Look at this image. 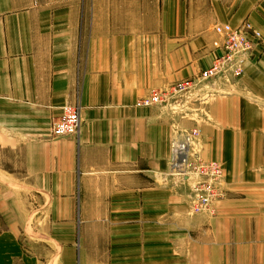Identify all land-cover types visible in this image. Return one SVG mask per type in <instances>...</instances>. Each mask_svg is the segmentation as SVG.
<instances>
[{"label":"crops","instance_id":"obj_1","mask_svg":"<svg viewBox=\"0 0 264 264\" xmlns=\"http://www.w3.org/2000/svg\"><path fill=\"white\" fill-rule=\"evenodd\" d=\"M246 19L263 39L241 77L136 105ZM77 101L78 137H51ZM195 127L224 171L215 214L171 173ZM0 264H264V0H0Z\"/></svg>","mask_w":264,"mask_h":264},{"label":"built area","instance_id":"obj_2","mask_svg":"<svg viewBox=\"0 0 264 264\" xmlns=\"http://www.w3.org/2000/svg\"><path fill=\"white\" fill-rule=\"evenodd\" d=\"M214 29L222 37V41H215L214 45L221 48L223 53L217 56L210 67L202 71L200 79L207 80L222 72L235 77L241 76L248 60L255 56L256 48L262 43L261 31L249 21L237 27L230 23H217ZM190 85V82H183L176 90L153 92L149 97L141 99L138 104L161 105ZM80 116L79 102L63 105L61 114L51 121V135L54 137L78 135L81 129ZM192 138L193 134L188 133L171 143V173L182 177L185 182L195 178L190 186L193 206L196 211H203L209 209L214 200L223 198L219 184L223 172L218 163L205 161L193 155Z\"/></svg>","mask_w":264,"mask_h":264},{"label":"rangeland","instance_id":"obj_3","mask_svg":"<svg viewBox=\"0 0 264 264\" xmlns=\"http://www.w3.org/2000/svg\"><path fill=\"white\" fill-rule=\"evenodd\" d=\"M245 21H249V22H251L250 20H248V19H246ZM244 21V22H245ZM243 22V23H244ZM226 23V22H225ZM242 23V24H243ZM252 23V22H251ZM241 24V25H242ZM253 24V23H252ZM216 25V24H215ZM241 25H239V26H241ZM234 27H237V26H234ZM215 30V29H214ZM216 32V31H215ZM262 33V32H261ZM219 35V34H218ZM220 36V35H219ZM221 37V36H220ZM262 37H263V34H262ZM222 38V37H221ZM221 38L219 39V40H215V41H222L221 40ZM214 41V42H215ZM214 42H213V45H214ZM262 44V43H261ZM214 47L215 48H217L215 45H214ZM260 46H258L257 48H256V50L255 51H257V49L259 48ZM217 49H220L221 50V53H223V51H222V49L221 48H217ZM220 53V54H221ZM256 54V53H255ZM219 55V54H218ZM217 55V56H218ZM217 56L215 57V59L212 61V63L208 66V67H210L214 62H215V60H216V58H217ZM251 59V58H250ZM249 61V60H248ZM247 65V64H246ZM208 67H206V68H208ZM206 68H204V69H206ZM204 69H202V71L204 70ZM245 70H246V68H245ZM245 70H244V72H245ZM202 71L200 72V74L198 75V76H196L195 78H190V79H185V80H181V81H178L174 86H172L171 88H169V89H153V90H151L150 91V93L147 95V96H145V97H143V98H146V97H149V95L151 94V93H153V92H167V91H170V90H176L177 89V86L179 85V84H181V83H185V82H190L191 83V85L186 89V90H184V91H180L179 93H182V92H186V91H188V90H190L192 87H194L195 85H197V84H199V83H202V82H205V81H208V80H210V79H214V78H217V77H220V76H223V75H225V76H227V77H229V78H233V79H235V78H239V77H241V76H238V77H235V76H233L232 74H230V73H220V74H218L217 76H215V77H213V78H210V79H207V80H201L200 79V77H201V73H202ZM177 95V94H176ZM175 95V96H176ZM175 96L174 97H172L170 100H168V101H166L165 103H163V104H161V105H164V104H167V103H169L170 101H172L174 98H175ZM143 98H140L137 102H136V105H140V106H145V105H141V104H138V102L141 100V99H143ZM79 101H77V102H75V103H78ZM66 104H68V103H66ZM79 104L81 105V103L79 102ZM65 105V104H64ZM63 106V105H62ZM62 106H61V109H62ZM153 106H160V105H153ZM81 109H82V105H81ZM81 117V116H80ZM55 118V117H54ZM54 118H52V119H54ZM52 121V120H51ZM195 132H194V131ZM50 131H51V124H50ZM80 133V132H79ZM188 133H190V134H193V138H192V145H193V142H194V140H195V138L198 136V134H199V130L195 127V128H191V129H189V130H186V131H184L183 132V135L184 134H188ZM79 135V134H78ZM78 135H75V137H78ZM182 135V136H183ZM50 136L51 137H54V136H52L51 135V132H50ZM70 136V135H69ZM61 137H64V136H61ZM174 140H176V139H174ZM173 140V141H174ZM172 141V142H173ZM193 155L194 156H199V155H197V154H194L193 153ZM200 157V156H199ZM171 158V157H170ZM202 158V157H201ZM203 159V158H202ZM205 160V159H204ZM205 161H213V160H205ZM213 162H216V163H218V165H220V168L222 169V172H224L223 171V167H222V165L219 163V162H217V161H213ZM222 178H223V173H222V176H221V178H220V180H219V184H220V188H221V190H222V192H223V198H221V199H218V200H214V202L212 203V205H210V208L209 209H206V210H203V211H196L195 210V208H194V201H192V209H193V212L194 213H204V212H206V213H209V214H215L216 213V211H217V203L218 202H220V201H223L224 199H226V197H227V193H226V191L221 187V180H222ZM195 179V178H194ZM190 186H191V184H190ZM191 198H193L192 197V194H191V187H190V195H189ZM193 200V199H192ZM31 223V221H29L28 220V223ZM33 222H37V221H33Z\"/></svg>","mask_w":264,"mask_h":264}]
</instances>
